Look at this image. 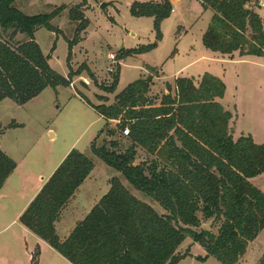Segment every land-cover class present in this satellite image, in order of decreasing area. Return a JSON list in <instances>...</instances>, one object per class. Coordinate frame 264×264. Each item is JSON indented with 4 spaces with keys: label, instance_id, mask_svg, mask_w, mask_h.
Instances as JSON below:
<instances>
[{
    "label": "trees",
    "instance_id": "obj_1",
    "mask_svg": "<svg viewBox=\"0 0 264 264\" xmlns=\"http://www.w3.org/2000/svg\"><path fill=\"white\" fill-rule=\"evenodd\" d=\"M17 0H0V103L10 99L23 106L47 88L70 87L84 72L98 84L95 75L82 64L71 66L73 49L82 42L80 34L90 21L84 14L73 16L79 22L75 36L68 42L65 77L50 66L36 41V32L44 27L59 33L51 22L64 10L62 6L47 15H28L16 6ZM213 17L203 35L204 46L213 53L264 57V26L252 0H198ZM133 17L153 18L156 41L138 48L120 50L125 60L150 53L163 40L162 24L173 13L171 0L135 2ZM24 37L23 39L19 37ZM158 76L156 69L149 68ZM121 68L110 86H100L114 94L120 82ZM154 75L139 79L115 96L114 103L93 105L81 92L78 95L105 120L100 134L112 140L91 153L122 174L128 183L162 209L160 214L147 202L129 191L117 177L110 190L89 215L62 239L56 224L62 211L90 177L94 163L86 154L72 150L43 189L20 217L21 224L48 243L71 264H179L191 257L179 249L186 239L201 245L206 262L214 257L221 264H239L249 244L264 230V192L251 180L264 173V145L251 135L235 140L233 114L221 100L225 82L210 73L196 83L192 78H177L159 105L148 96ZM117 123L116 129H109ZM16 125H12L14 127ZM1 127V126H0ZM18 127V126H16ZM108 128V129H107ZM128 129V147L122 148L117 135ZM139 149L151 161L136 164ZM17 169V163L0 148V191ZM219 224L217 233L206 230L202 220ZM33 262L36 260L33 258ZM264 264V260L260 262Z\"/></svg>",
    "mask_w": 264,
    "mask_h": 264
},
{
    "label": "rangeland",
    "instance_id": "obj_2",
    "mask_svg": "<svg viewBox=\"0 0 264 264\" xmlns=\"http://www.w3.org/2000/svg\"><path fill=\"white\" fill-rule=\"evenodd\" d=\"M149 1L153 0L16 1V6L20 10L32 16L47 15L65 6V10L51 22L58 28L60 34L52 33L44 27L36 32V41L44 55L51 57L50 66L63 76L69 74L67 40L74 38L79 26V22L74 21L72 17L82 13L89 19L88 28L80 34L82 42L73 49L70 64L74 70H78L82 64H87L98 84L84 72L74 78L72 87H59L56 90L47 88L26 105L20 106L10 99L2 101L0 121L6 130L2 133L3 127L0 125V142L2 148L12 158L26 157L28 169L34 170L37 176H47L65 150L78 138L79 152L85 150L91 134L103 128L104 120L90 105L82 101L78 92L85 94L91 103L99 105L105 103L100 100V96H112L106 97L105 103L111 105L114 103L115 94L133 82L148 77V75L142 77V71L156 75L147 68L148 64L161 72L162 82L173 83L175 77L202 78L206 73L221 78L227 86L223 105L233 114L231 129L235 140L242 135H251L257 144L264 145V57H243L237 52L232 57L222 58L216 55L214 61L210 60L213 54L204 46L203 35L211 23L213 12L203 10L198 0L176 2L171 17L162 24L163 40L154 51L143 56L129 57L124 63L123 60L119 61L118 57L116 64L108 58L110 54L117 56L122 49L138 48L156 41L153 18L133 17L130 12L133 3ZM103 3H109L104 10L101 9ZM251 6L255 11H260L264 26V0H252ZM183 36L186 37L181 39ZM205 52H208V58L200 60ZM196 59L197 63L191 64ZM119 66L122 71L117 91L108 94L101 90L100 86L112 84ZM110 68L114 71L109 72ZM165 93L167 86L160 83L156 87L152 86L148 96L159 105ZM172 94L174 95V86ZM12 123L20 125L12 127L10 126ZM116 124L110 123L109 129L115 130ZM51 131L57 134L56 138H52ZM116 138L122 148L128 147L129 143L125 140L124 134H118ZM110 140L112 137L105 131L100 134L97 146L101 147L106 142L109 144ZM87 154L93 157L95 170L89 183L83 185L69 205L64 218L57 225V234L60 238L67 236L77 221L83 219L82 215L92 201H99L109 191L110 180L113 177L120 179L138 199L151 204L160 214L164 212L156 202L135 190L121 173L107 166L98 157H94L91 151ZM151 159L152 157L145 151L139 149L136 164ZM12 182H16L15 179ZM253 184L264 192V173L257 177ZM21 204V201L13 205L11 202L7 204L8 207L12 206L7 212H0V264H71L47 243L42 241L43 245L38 247L41 240L33 233L25 231L19 220H14L15 209ZM202 223L203 227L210 226L209 231L218 232L219 224L210 225L211 221L205 220H202ZM186 240L179 249L180 254H185L189 250L197 257L206 256V251L201 245L195 244L190 238ZM197 257L192 255L179 264H221L214 257H210L206 262L198 261ZM33 258L36 263L32 261ZM263 260L264 230L249 244L247 253L239 264H260Z\"/></svg>",
    "mask_w": 264,
    "mask_h": 264
},
{
    "label": "crops",
    "instance_id": "obj_3",
    "mask_svg": "<svg viewBox=\"0 0 264 264\" xmlns=\"http://www.w3.org/2000/svg\"><path fill=\"white\" fill-rule=\"evenodd\" d=\"M181 0H171V3L173 5V11L175 9V4L176 2H180ZM149 2H161V0H158V1H149ZM145 3V2H143ZM201 4V3H200ZM203 8V7H202ZM262 8V6H261ZM204 10V9H203ZM206 12V11H205ZM260 12V11H259ZM186 36H183L181 37L182 38H185ZM58 41V39H57ZM86 41V40H85ZM85 41H83V43H85ZM161 43V42H160ZM159 43V45H160ZM123 50V49H122ZM210 51V50H208ZM213 56H210L212 58H210V60H215L213 59L216 55H219V57H222V58H226V57H231V56H227V55H221L219 53H213L212 51H210ZM236 54V53H235ZM234 54V55H235ZM206 55V56H204ZM208 52H205L204 54H202V56L199 58L200 60H204L205 58H208ZM211 55V54H210ZM143 56V55H141ZM227 59H230V58H227ZM127 59L123 60V63L124 61H126ZM197 60L196 59L195 61H193L191 64H194V63H197ZM232 60V59H230ZM122 63V65H123ZM147 68H153V69H157L151 65H147ZM150 70V69H149ZM122 71V69H121ZM69 72V71H68ZM143 74H142V77L145 76V75H150L151 73L147 72V71H142ZM157 72H158V76L155 75L154 78H153V82L154 84H157V85H160L161 84H165L166 86L169 84V85H173L175 86V81L178 77H175L174 79V82L173 83H169V82H162V75L160 74L161 72L157 69ZM149 73V74H148ZM68 75V74H67ZM67 75H64L65 77ZM181 78V77H180ZM186 78H192L196 81V83H198L200 80H201V77H198V78H195V77H186ZM157 85H153V87H156ZM172 86V87H173ZM72 87V86H71ZM117 91V90H116ZM122 92V91H121ZM119 94V93H118ZM85 95V94H84ZM107 95V94H106ZM117 94H115L116 96ZM86 96V95H85ZM226 96V95H225ZM87 97V96H86ZM103 97H112V96H103ZM78 98L80 101L82 99H80L79 97H76ZM225 98L221 100V103L223 104ZM86 105L89 106V104H87L84 100H82ZM93 105H99V104H95V102H92ZM107 105V104H106ZM92 108V107H91ZM94 111L95 109L92 108ZM96 112V111H95ZM97 113V112H96ZM98 114V113H97ZM99 115V114H98ZM101 119L104 120V118L99 115ZM0 125L3 127V131L2 133H4V130H6V127L2 125L1 121H0ZM12 125H16V126H19L20 124L18 123H12ZM10 125V126H12ZM14 126V127H16ZM105 126V120H104V125H103V128ZM102 128V129H103ZM101 129V130H102ZM101 130H99L98 132L96 131L95 133H92L91 136H90V139L88 141V145L87 147L85 148V150H83L81 153L84 152V154H86L88 156V152L90 153V147H91V144L95 141V139L98 137L99 133L101 132ZM51 134H53L52 138H56V133H53V131L50 132ZM79 139L78 138L72 145H70L66 150L65 152L63 153V155L60 157V159L58 160V162L56 163V165L52 168V170L48 173V175L46 176H42V175H38L34 173V170H31V169H28L26 167V157H23V158H20V159H14L10 156V154H8V152L2 148V144L0 142V148L1 150L6 154L8 155L10 158H12L16 163H17V169L15 170V172L9 177V179L6 181L3 189L0 191V212L1 213H4V212H7L11 207L7 206V204L11 203L12 202V205L16 202H19L21 201V206L18 208V209H15V219L14 220H19L20 222V217L22 216V214L27 210V208L30 206V204L32 203V201L37 197V195L40 193V191L43 189V187L45 186V184L49 181V179L52 177V175L55 173V171L58 169V167L62 164V162L66 159V157L69 155V153L72 151V150H78V142H79ZM254 139V138H253ZM255 141V140H254ZM256 142V141H255ZM79 151V150H78ZM93 155V154H92ZM94 156V155H93ZM89 158H91L92 161H94L93 157H90L88 156ZM95 157V156H94ZM94 163V162H93ZM95 165V164H94ZM94 170H95V167H94ZM93 170V172H94ZM93 172L91 173L90 177L85 181V184L89 183L90 181V178H92V174ZM41 176V177H40ZM17 180H16V178ZM257 178V177H256ZM252 179L251 182L254 183L255 182V179ZM15 179L16 182H12L13 180ZM83 185L79 188V190L76 192V194L74 195V197L70 200V202L68 203V205L66 206V208L62 211V214H61V217H60V220H62V218H64V215L67 213V209L69 208V205L71 204L72 200L75 199L77 197V194L80 192L81 188L83 187ZM110 186V184H109ZM110 190V189H109ZM108 193V192H107ZM106 193V194H107ZM105 194V195H106ZM101 200V199H100ZM99 200V201H100ZM99 201L97 200H94L92 201L90 207H88L87 209H85L84 213H83V219L77 221V224L81 221H83L88 215L89 213L91 212V210L95 207L96 204L99 203ZM13 209V208H12ZM60 220L59 222H57L56 226L60 223ZM21 224V222H20ZM76 224V225H77ZM76 225L74 227H72L70 233L72 232V230L76 227ZM21 226L23 227V229L25 231H29L28 229H26L22 224ZM31 232V231H29ZM32 233V232H31ZM70 233L67 235V236H64V237H61L62 239H65L67 238ZM39 240H41L39 238ZM43 240H41V244H38V247H40V245H43L42 243ZM187 241V240H185ZM44 242V241H43ZM46 243V242H45ZM48 244V243H47ZM184 244V243H183ZM196 244V243H195ZM49 245V244H48ZM193 248V247H192ZM191 255H193L194 257H197L196 255H194L193 253H191ZM39 262H40V259H39Z\"/></svg>",
    "mask_w": 264,
    "mask_h": 264
},
{
    "label": "built area",
    "instance_id": "obj_4",
    "mask_svg": "<svg viewBox=\"0 0 264 264\" xmlns=\"http://www.w3.org/2000/svg\"><path fill=\"white\" fill-rule=\"evenodd\" d=\"M116 57H117V56L114 55V54H110V55L108 56V58H109L110 60H112V62H113L114 64L118 63ZM113 71H114V70H113L112 68L109 69V72H113ZM123 134H124V136H129V130H128V129L124 130V131H123Z\"/></svg>",
    "mask_w": 264,
    "mask_h": 264
},
{
    "label": "water",
    "instance_id": "obj_5",
    "mask_svg": "<svg viewBox=\"0 0 264 264\" xmlns=\"http://www.w3.org/2000/svg\"><path fill=\"white\" fill-rule=\"evenodd\" d=\"M108 4H109V3H103V4L101 5V9L104 10L105 7H107ZM0 134H1V128H0ZM52 136H53V134H52ZM214 221H215V219L211 220L210 225L213 224ZM204 228H205L206 230H209L210 226L207 225V226H205Z\"/></svg>",
    "mask_w": 264,
    "mask_h": 264
}]
</instances>
